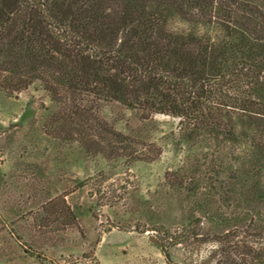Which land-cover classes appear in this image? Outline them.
<instances>
[{"label":"trees","instance_id":"1","mask_svg":"<svg viewBox=\"0 0 264 264\" xmlns=\"http://www.w3.org/2000/svg\"><path fill=\"white\" fill-rule=\"evenodd\" d=\"M34 85L50 102L40 129L85 155L159 153L129 151L107 104L179 118L191 147L228 146L206 179L171 174L223 233L180 232L183 258L166 260L264 264V0H0V90Z\"/></svg>","mask_w":264,"mask_h":264},{"label":"rangeland","instance_id":"2","mask_svg":"<svg viewBox=\"0 0 264 264\" xmlns=\"http://www.w3.org/2000/svg\"><path fill=\"white\" fill-rule=\"evenodd\" d=\"M48 106L36 85L13 95L0 90V264H170L167 250L172 261L183 258L180 232L223 233L171 174L181 177L189 166L206 179L228 146L205 147L213 139L202 134L191 147L179 118L142 119L135 109L107 104L103 115L128 136L129 151L149 145L159 152L153 160L107 161L45 134Z\"/></svg>","mask_w":264,"mask_h":264},{"label":"water","instance_id":"3","mask_svg":"<svg viewBox=\"0 0 264 264\" xmlns=\"http://www.w3.org/2000/svg\"><path fill=\"white\" fill-rule=\"evenodd\" d=\"M152 240H154L159 246H162V243L161 242H159L158 240H156L154 237H153V239Z\"/></svg>","mask_w":264,"mask_h":264}]
</instances>
